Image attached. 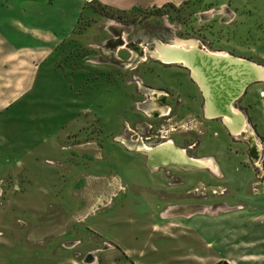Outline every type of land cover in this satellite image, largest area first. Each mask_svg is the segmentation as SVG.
<instances>
[{
    "label": "rangeland",
    "instance_id": "374dc122",
    "mask_svg": "<svg viewBox=\"0 0 264 264\" xmlns=\"http://www.w3.org/2000/svg\"><path fill=\"white\" fill-rule=\"evenodd\" d=\"M87 8L93 14L84 11L78 39L43 67L34 92L1 111L0 264H206L222 248L207 247L206 230L202 239L190 227L172 230L173 215L190 201L204 214L223 209L225 196L243 193L244 167L255 173L247 193L258 196L264 81L234 104L246 122L233 132L222 118L205 116L204 94L189 68L166 66L151 54L157 42L194 40L205 51L264 68V0L129 13L94 0ZM165 141L198 158L200 169L155 165L139 149ZM230 155L243 159L238 170L239 159L225 164L236 185L230 193L212 189L217 181L209 175L216 177V162ZM220 217L198 219L205 226ZM163 223L169 235L160 233Z\"/></svg>",
    "mask_w": 264,
    "mask_h": 264
},
{
    "label": "crops",
    "instance_id": "0c3cea01",
    "mask_svg": "<svg viewBox=\"0 0 264 264\" xmlns=\"http://www.w3.org/2000/svg\"><path fill=\"white\" fill-rule=\"evenodd\" d=\"M92 1L94 0H0V114L31 95L43 67H51L55 53L74 37L78 39V25L84 17V11L90 10L87 5ZM214 1L97 0L103 7L127 13L136 9L161 8L169 4L178 7L190 2ZM92 14L91 11L86 17L90 18ZM224 158L225 160H219L221 166L216 162L219 171L215 174L218 175L214 177L212 173L209 178L217 181L216 185H211L212 189L217 187L222 190L226 187L230 193L236 184L233 176L226 171L225 164H232L235 158L239 159L238 170L243 159L238 155ZM244 169L247 173H241L242 183L238 182V189L243 188V193L239 192L240 195L232 198L231 194L225 196L227 199L221 200L223 209L204 214L202 211L198 212L197 201H190L191 203L179 204L173 215L172 230H179L181 233L183 230L194 229L199 238L202 230H206L211 240H207V247L222 248L218 255L209 256L206 264H264V186L258 189V196L252 197L247 193L255 180V173L252 174L245 167ZM231 203L236 208H231ZM207 210L212 211L213 208L208 207ZM202 215H221L222 221L203 226L198 219ZM166 227L171 228L166 223L158 226L163 235H169L163 229ZM126 253L131 259L129 255L132 252L126 250Z\"/></svg>",
    "mask_w": 264,
    "mask_h": 264
},
{
    "label": "bare ground",
    "instance_id": "6f19581e",
    "mask_svg": "<svg viewBox=\"0 0 264 264\" xmlns=\"http://www.w3.org/2000/svg\"><path fill=\"white\" fill-rule=\"evenodd\" d=\"M196 42L194 40L157 42L156 51L151 55L167 65L182 63L184 67H190L192 78L204 94L205 116L212 120L223 117V121L233 132H240V129L244 128L246 119L237 111L234 104L244 96L250 81L264 79V68L226 53L205 51ZM227 107L230 109L227 110ZM139 149L155 165H179L188 168H199L202 165L201 161H196L198 158L189 160L171 141H165L155 147H139Z\"/></svg>",
    "mask_w": 264,
    "mask_h": 264
},
{
    "label": "water",
    "instance_id": "95a60500",
    "mask_svg": "<svg viewBox=\"0 0 264 264\" xmlns=\"http://www.w3.org/2000/svg\"><path fill=\"white\" fill-rule=\"evenodd\" d=\"M153 58V57H152ZM247 61H249V60H247ZM251 62V61H250ZM173 63H179V62H173ZM251 63H254V62H251ZM179 64H181V65H183L182 63H179ZM187 68H189L190 69V67H188V66H186ZM191 70V69H190ZM260 81H264V79L263 78H259V79H256V80H252V81H250L249 82V84L246 86V88H248L250 85H252V84H254V83H258V82H260ZM203 94V93H202ZM204 97V96H203ZM227 110H229L230 108H226ZM223 118V117H222ZM223 123H224V121H223Z\"/></svg>",
    "mask_w": 264,
    "mask_h": 264
},
{
    "label": "flooded vegetation",
    "instance_id": "af4514ba",
    "mask_svg": "<svg viewBox=\"0 0 264 264\" xmlns=\"http://www.w3.org/2000/svg\"><path fill=\"white\" fill-rule=\"evenodd\" d=\"M164 65V64H163ZM166 66H170V65H166ZM180 66V65H179ZM181 67V66H180ZM250 87V86H249ZM156 93H158V92H156ZM154 115L155 116H157L158 114H156V113H154ZM174 145V144H173ZM175 146V145H174ZM148 159H149V157L147 156V155H145Z\"/></svg>",
    "mask_w": 264,
    "mask_h": 264
},
{
    "label": "trees",
    "instance_id": "16d2710c",
    "mask_svg": "<svg viewBox=\"0 0 264 264\" xmlns=\"http://www.w3.org/2000/svg\"><path fill=\"white\" fill-rule=\"evenodd\" d=\"M173 6V5H172Z\"/></svg>",
    "mask_w": 264,
    "mask_h": 264
}]
</instances>
